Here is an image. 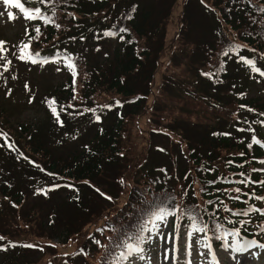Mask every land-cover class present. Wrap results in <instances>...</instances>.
I'll list each match as a JSON object with an SVG mask.
<instances>
[{
	"label": "trees",
	"instance_id": "1",
	"mask_svg": "<svg viewBox=\"0 0 264 264\" xmlns=\"http://www.w3.org/2000/svg\"><path fill=\"white\" fill-rule=\"evenodd\" d=\"M173 1L22 0L25 7L38 8L40 14L17 29L14 60L29 65L28 56L34 51L43 58L65 56L67 60L62 66L66 78L60 93L55 92L48 99L55 102L59 120L49 104L43 107L45 118L33 125H25L18 118L17 123L10 124L13 119L7 121L0 115V133L4 134L0 136V228L7 226V216L19 212L28 185L37 187L38 202L40 198L44 201L37 205L41 209V212L37 210L39 219L28 221L37 224L39 240H55L56 245L66 246L70 238L75 240L84 226L105 209V199L100 195L109 194L97 192L96 186L117 182L127 172L121 160L123 121L142 109L158 55L163 50V23ZM185 1V6H196L203 20L198 24L200 37L190 42L191 69L197 81L193 96L200 95L192 102L193 109L198 110L193 115H209L219 108L225 118L215 112L212 117L215 121L208 124L210 129L203 127L206 124L191 126L180 119L173 120L180 124L175 128L176 136L179 144L184 145L180 155L182 164L173 174L175 184L169 186L167 181L173 178L169 177L172 168L161 166H151L145 174L146 180L130 183L121 206L88 231L89 236L95 235L82 249L87 264H124L127 245L140 246L138 238L144 236L147 225L165 211L176 213L165 219L171 224L190 227L192 219L182 215L179 209L197 213L196 222L208 226L206 235L197 233L215 245H220L226 233L237 230V238L260 242L264 237V215L249 211H264V200L257 198L264 197V183H261L264 172L259 168L264 158L261 146L264 141L260 135L264 128V95L263 90L259 93L253 89L254 80L264 81L260 74L264 72V0H207V7L197 5L198 0ZM185 6L183 26L190 30ZM202 8L208 13L204 15ZM25 44L27 54L21 60ZM232 46H239V53L223 55ZM240 57L253 60L260 71H253ZM69 62L75 66V77ZM205 69L206 73H215L210 81L208 76L198 74ZM206 83L211 88H205ZM186 93L183 90V95ZM187 95L190 97V93ZM106 96L113 98L108 102L112 106L110 116L105 111L103 117H93L98 124L108 118L105 123L86 134L76 150L59 155L56 143H67L70 139L69 132L63 128L82 113H94ZM220 99H225V103ZM210 103L216 106H208ZM224 122L229 128L225 132ZM253 136L259 143L252 144ZM23 173L31 179L29 184L24 182ZM58 181L69 187L65 195L58 193L60 189L55 185ZM235 189H240L239 193ZM237 195L238 200L234 199ZM29 212L26 218H35ZM244 212L248 214H233ZM79 213L86 218L77 219L75 215ZM217 225L221 226L219 230ZM4 233L8 234V230L0 229V235ZM27 242L25 237L13 236L0 240V264H35L40 255L34 247H23ZM71 260L77 264L78 254L72 255Z\"/></svg>",
	"mask_w": 264,
	"mask_h": 264
},
{
	"label": "rangeland",
	"instance_id": "2",
	"mask_svg": "<svg viewBox=\"0 0 264 264\" xmlns=\"http://www.w3.org/2000/svg\"><path fill=\"white\" fill-rule=\"evenodd\" d=\"M139 2L143 3V1ZM151 2L152 0H149V3ZM185 2V0L173 1L169 16L164 20L163 50L158 55L153 81L147 96L142 100V109L139 108L136 115L123 121L124 144L121 160L127 172L117 182L111 183L108 181V184L99 183L96 186L97 192L102 194L107 192L106 195L109 194L107 197L99 194L105 199V209L89 225L84 226L75 240L70 238L66 246L56 245L55 240H39L36 239V235L40 233L37 224H30L28 221L35 222L39 219L37 210L41 212V209L37 205L40 204V201H44L40 198L38 202L37 193H40L39 190H37V187L30 188V185H28L29 187L23 191L27 196L22 194L24 202L19 208L21 215L17 212L19 216L17 214L7 216L10 223L8 222L5 228H0L5 231L8 230L10 235L4 233L0 235L1 237L5 235L7 237L3 238L25 237L28 241L25 244L34 246L37 254L40 255L35 264H72L71 256L74 254H78L81 261H76L77 264H87L85 263L88 261L87 255H83L82 249L86 247L89 239L95 235V233H92L89 236L88 231L98 227L103 218L109 215L107 213L117 210L121 206L126 199L130 183L137 182V179L140 181L146 180L145 174L150 171L151 166L154 168L155 166L172 168L169 175L172 178L178 165L180 167L182 164L180 155L184 145L179 144L176 136L177 130H175L176 126H180V124L173 122V120L180 119L181 122L191 126H198L194 123L206 124L203 127L210 129L208 124H213L215 121L212 119L215 112L222 113L219 117L225 118L223 111L219 108H214V112L209 115L206 112L204 115H193L198 110L193 109L192 102L200 95L197 93V97L196 95L195 98L193 96V92L196 93L193 90L197 81L195 76L193 77L194 70L191 69L192 45H190V42L200 37L198 24H201L203 20L198 14L196 6H185ZM196 3L199 6H208L207 0H198ZM184 6V12L189 17L188 27H190V30L186 29L185 25L183 26ZM16 9L14 6L4 5L0 0V42H4L3 52H0V108L2 109L0 115H3L7 121L13 119L10 124L17 123L15 120L18 118L17 121L21 122L22 120L25 125H33L45 118L46 113L43 107L48 105V99L53 93H60L61 85L65 83L66 70L63 69L60 62L55 61L56 58H52L42 66L16 63L14 52L15 41L19 36L17 29L25 25L24 19H26ZM202 10L204 15L208 13L204 8ZM9 12L13 16L12 19H9ZM227 34H230L228 30ZM71 45L72 43L66 47ZM36 52L34 51L33 54ZM200 73L206 76L204 75L206 69L198 72L199 75ZM209 79L207 80L210 81ZM207 83L204 87L211 88ZM254 83L253 89L259 91V93H262L263 90L264 95V81L260 82L258 80L256 82L254 80ZM183 90H187L184 95ZM202 90L204 91V88ZM189 93L190 97L187 95ZM217 97H221V95ZM112 99L109 96L103 97L94 113L86 114L85 112L82 113L83 115L72 118L69 125L63 128L65 132H69V142L56 143L55 146L59 147L56 152H59V155H65L67 152L76 150L83 142L86 134L93 131L95 126L100 125L101 127L102 123H105L108 118L101 119L100 124L94 122V119L103 117L105 111L110 116L112 106L108 102ZM220 101L225 103L226 100L220 99ZM113 105L115 106L114 103ZM208 106L214 107L216 104L210 103ZM232 118H235V116ZM224 123L225 129L223 132L229 130L227 123ZM216 128L219 127L216 126ZM219 129L220 131L223 130ZM260 135L264 141V129L260 131ZM140 163L141 168H139ZM260 169L264 171V164L260 165ZM22 176L24 182L29 184V181H31L29 176L26 173H23ZM173 179L174 177L171 180L167 179L168 182L170 181L169 186L175 184L172 181ZM48 181L53 185L52 180ZM56 181L57 179L54 180V182ZM63 183L58 181L55 184L60 189L58 193L61 195H65L69 191V187L63 185ZM30 208L34 209L30 211ZM28 212L35 218L27 219L26 214ZM82 216L80 213L75 215L77 219ZM83 217L86 218V215ZM153 222L158 227H153ZM143 238V243L140 246L143 251L128 255L125 264H213V257H215L216 264H264L263 247L252 243V246L246 250L236 251L232 247L225 248V240L223 239L221 245L217 247L211 245L209 251V248L205 245L211 243H208L203 235L193 232L188 225L175 226L173 223L171 224L170 220L158 221L154 219L148 224ZM94 240L100 241V239ZM238 241L242 240L238 239ZM227 243L231 244L232 239L228 237ZM93 248L89 247L90 250H93Z\"/></svg>",
	"mask_w": 264,
	"mask_h": 264
},
{
	"label": "snow or ice",
	"instance_id": "3",
	"mask_svg": "<svg viewBox=\"0 0 264 264\" xmlns=\"http://www.w3.org/2000/svg\"><path fill=\"white\" fill-rule=\"evenodd\" d=\"M3 4L6 5V6H14L18 9H20V11L24 14V17L26 19H33L35 17H38L39 14H40V10L37 8V9H34V10H28L26 8L23 7V5L19 2V0H2ZM41 2H43V0H41ZM8 16H9V19H12L13 16L12 14L9 12L8 13ZM47 22V21H46ZM39 29L37 28L36 29V32L39 33ZM120 31H124V29H121ZM109 33H106V35H108ZM3 44L4 42H0V51L3 50ZM28 48V45L25 44L22 49H21V54H20V59L23 60L25 59V56H26V49ZM240 51V48L239 46H232L230 49L226 50L223 55H228L229 52H235V53H239ZM38 56V54H37ZM241 61L243 63H245L246 65H248L249 67L252 68L253 71H260L259 69H257L255 67V62L253 60H250V59H246L244 57H240ZM69 61H71V58L69 57L68 58ZM32 62L33 63H37V62H41V63H44V62H47V61H38L37 59L35 58H32ZM68 67L70 69H72V72H73V76L75 77L76 73H75V66L74 64H72L71 62H69L68 64ZM221 67H223V65H221ZM261 75H264V72H261L260 73ZM204 75L208 76L210 79L212 78L213 75H215V73H204ZM75 82V81H74ZM54 101H48V104H49V107L52 111V114L54 116L57 117V120H59V117L57 115V109L56 107L54 106ZM97 119H99L97 117ZM4 134L3 133H0V136H3ZM5 143H7V139H5ZM259 143V141L256 139L255 136L252 137V144H257ZM262 147H264V144L261 145ZM9 147H11V145H9ZM249 147H251V144L249 145ZM242 183H246V182H242ZM261 183H264V181H262ZM235 191L237 193H239L240 189H235ZM258 199H262L264 200V197H257ZM234 199H239V196L237 195L236 197H234ZM226 211L228 209H225ZM179 211L181 212L182 215H187L190 219H192L193 221V224H192V231L193 232H201V233H205V235L207 234V231H208V226L205 224V225H200L198 224L196 221L198 220V214L193 212V211H189L187 209H179ZM249 211H260L261 212V215H264V211H261V210H258V209H249ZM234 215H237V214H240V215H247L248 213L247 212H244V213H233ZM169 215H172V216H175L176 213L174 211H165V212H161L160 214L156 215L155 219L158 220V221H164L167 216ZM177 219H179V217H176ZM153 227H158V225L155 224V222H153ZM217 230H219V227H221L220 225H217ZM151 231V230H149ZM228 236H231L232 237V243L231 244H228L227 243V239H228ZM239 236V231H233V232H229V233H226L224 236H223V239L225 240V248H228V247H232L234 250L236 251H242V250H246L248 247H251L252 246V242H243V241H238L236 238ZM218 239L221 238V237H217ZM3 237H0V240H2ZM140 240V242L142 243L144 238L143 237H139L138 238ZM11 246H15V245H11ZM206 247L209 248V251L211 250V245H205ZM23 247H27V248H31V247H34L33 245H30V244H26V245H23ZM261 247H264V245H261ZM127 248H128V255H131L133 252H139V251H143L142 248H140L139 246L133 248L132 245H127ZM122 258L123 257V254H122ZM167 258V257H166ZM141 259H143V257H141ZM213 264H216V261H215V257H213Z\"/></svg>",
	"mask_w": 264,
	"mask_h": 264
},
{
	"label": "bare ground",
	"instance_id": "4",
	"mask_svg": "<svg viewBox=\"0 0 264 264\" xmlns=\"http://www.w3.org/2000/svg\"><path fill=\"white\" fill-rule=\"evenodd\" d=\"M19 1H20V3L23 5V7H25L24 4L22 3V0H19Z\"/></svg>",
	"mask_w": 264,
	"mask_h": 264
}]
</instances>
